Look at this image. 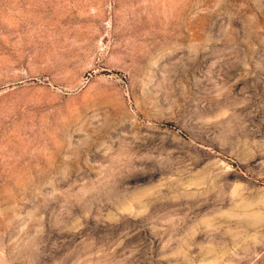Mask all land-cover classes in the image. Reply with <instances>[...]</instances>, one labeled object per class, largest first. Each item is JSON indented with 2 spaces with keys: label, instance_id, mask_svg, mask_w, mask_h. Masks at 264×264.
<instances>
[{
  "label": "rangeland",
  "instance_id": "1",
  "mask_svg": "<svg viewBox=\"0 0 264 264\" xmlns=\"http://www.w3.org/2000/svg\"><path fill=\"white\" fill-rule=\"evenodd\" d=\"M0 264H264V0H0Z\"/></svg>",
  "mask_w": 264,
  "mask_h": 264
}]
</instances>
